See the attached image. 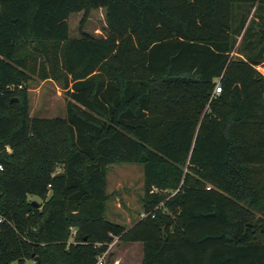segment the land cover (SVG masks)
<instances>
[{
  "label": "trees",
  "instance_id": "trees-1",
  "mask_svg": "<svg viewBox=\"0 0 264 264\" xmlns=\"http://www.w3.org/2000/svg\"><path fill=\"white\" fill-rule=\"evenodd\" d=\"M101 8L104 36L71 37ZM253 8L0 0V264H94L115 237L143 264H264V28L235 55ZM35 77L61 83L65 117L31 116ZM119 163L144 166L132 226L106 216Z\"/></svg>",
  "mask_w": 264,
  "mask_h": 264
},
{
  "label": "rangeland",
  "instance_id": "rangeland-1",
  "mask_svg": "<svg viewBox=\"0 0 264 264\" xmlns=\"http://www.w3.org/2000/svg\"><path fill=\"white\" fill-rule=\"evenodd\" d=\"M255 8L248 15V20L240 35L237 36L235 55L244 57L243 34L250 23L252 25L251 39L258 41L260 27L264 28V21L256 17ZM70 35L78 37L81 31H87L97 37L106 34V15L104 9H94L87 15L84 12L73 13L70 16ZM247 52L248 50L245 49ZM245 52V53H246ZM249 52V51H248ZM263 71V68L260 67ZM30 97V112L32 117L55 118L66 115V94L60 82L54 80H40L33 78L28 83ZM107 191L109 194L107 218L110 221L133 225L143 216L142 197L144 195V166L139 163L112 164L108 168ZM30 201L40 203L35 196H29ZM107 257V264H141V248L138 244L116 241ZM12 264H20L14 261ZM21 264H36L32 258Z\"/></svg>",
  "mask_w": 264,
  "mask_h": 264
},
{
  "label": "built area",
  "instance_id": "built-area-1",
  "mask_svg": "<svg viewBox=\"0 0 264 264\" xmlns=\"http://www.w3.org/2000/svg\"><path fill=\"white\" fill-rule=\"evenodd\" d=\"M220 87H217V92H219ZM0 169H3L2 164L0 163ZM115 240L118 241V238L115 237L112 242H110L107 246V249L98 256L97 261L94 264H107V257L110 253L111 248L115 245Z\"/></svg>",
  "mask_w": 264,
  "mask_h": 264
},
{
  "label": "crops",
  "instance_id": "crops-1",
  "mask_svg": "<svg viewBox=\"0 0 264 264\" xmlns=\"http://www.w3.org/2000/svg\"><path fill=\"white\" fill-rule=\"evenodd\" d=\"M102 9V8H101ZM139 219V218H138ZM137 221V220H136ZM132 226V225H131ZM120 241V240H118ZM126 243H131V244H138L141 248L140 252H141V256H142V261L141 264H143V244L141 242H126Z\"/></svg>",
  "mask_w": 264,
  "mask_h": 264
},
{
  "label": "water",
  "instance_id": "water-1",
  "mask_svg": "<svg viewBox=\"0 0 264 264\" xmlns=\"http://www.w3.org/2000/svg\"><path fill=\"white\" fill-rule=\"evenodd\" d=\"M33 203H35L36 205H39V203H37L36 201H33Z\"/></svg>",
  "mask_w": 264,
  "mask_h": 264
}]
</instances>
